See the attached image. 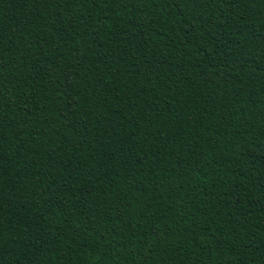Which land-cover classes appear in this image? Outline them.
<instances>
[{
    "label": "trees",
    "instance_id": "16d2710c",
    "mask_svg": "<svg viewBox=\"0 0 264 264\" xmlns=\"http://www.w3.org/2000/svg\"><path fill=\"white\" fill-rule=\"evenodd\" d=\"M0 264H264V0H0Z\"/></svg>",
    "mask_w": 264,
    "mask_h": 264
}]
</instances>
